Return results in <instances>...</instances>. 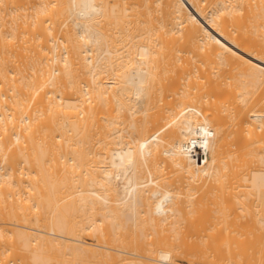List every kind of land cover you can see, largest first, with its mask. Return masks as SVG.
I'll return each mask as SVG.
<instances>
[{
  "label": "bare ground",
  "instance_id": "1",
  "mask_svg": "<svg viewBox=\"0 0 264 264\" xmlns=\"http://www.w3.org/2000/svg\"><path fill=\"white\" fill-rule=\"evenodd\" d=\"M0 264H264V0H0Z\"/></svg>",
  "mask_w": 264,
  "mask_h": 264
}]
</instances>
